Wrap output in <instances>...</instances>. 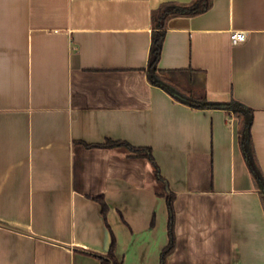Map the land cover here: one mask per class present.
<instances>
[{
  "label": "crops",
  "instance_id": "0c3cea01",
  "mask_svg": "<svg viewBox=\"0 0 264 264\" xmlns=\"http://www.w3.org/2000/svg\"><path fill=\"white\" fill-rule=\"evenodd\" d=\"M192 1L0 0V264H100L111 247L121 264H264L238 119L147 80L151 12ZM157 67L252 108L264 174V0L170 19ZM116 141L150 148L162 180Z\"/></svg>",
  "mask_w": 264,
  "mask_h": 264
},
{
  "label": "trees",
  "instance_id": "16d2710c",
  "mask_svg": "<svg viewBox=\"0 0 264 264\" xmlns=\"http://www.w3.org/2000/svg\"><path fill=\"white\" fill-rule=\"evenodd\" d=\"M213 0H193L191 4L181 6L173 3H164L157 9L151 12V43L149 48V55L147 61V80L154 86L160 87L168 92L176 100L197 108H222L232 113L238 119V142L240 151L249 170L255 188L258 190L261 202L264 208V174L258 163L254 146L251 139V122L253 109L242 104L241 102L231 99L229 102L218 103L209 102L206 100L204 93H194L193 90L187 94L181 93L174 89L173 80L178 72L183 71H168L157 67L160 57L164 31L167 22L175 17L186 16L192 17L207 11ZM105 145H120L124 146L131 152L132 156L144 158L152 167L155 178L162 180L158 166L152 156L150 148L133 147L125 142H106ZM165 195L167 207L169 211V243L161 252V261H164L167 253L171 251L174 244L173 234V199L174 195L169 191L167 184L165 185ZM112 247L106 255H95L99 258L100 264H121L120 261L113 255ZM91 254V253H89Z\"/></svg>",
  "mask_w": 264,
  "mask_h": 264
},
{
  "label": "rangeland",
  "instance_id": "374dc122",
  "mask_svg": "<svg viewBox=\"0 0 264 264\" xmlns=\"http://www.w3.org/2000/svg\"><path fill=\"white\" fill-rule=\"evenodd\" d=\"M173 81H174L173 84L175 85L173 86L174 89L184 94H187L190 91V89L193 90L194 93L196 92L197 94L199 93V90H201V87L198 84L194 85L195 86L194 89L190 88L192 84L189 83V77L187 75L176 77Z\"/></svg>",
  "mask_w": 264,
  "mask_h": 264
},
{
  "label": "built area",
  "instance_id": "2783aa9c",
  "mask_svg": "<svg viewBox=\"0 0 264 264\" xmlns=\"http://www.w3.org/2000/svg\"><path fill=\"white\" fill-rule=\"evenodd\" d=\"M246 34L242 31H234L230 34V40L233 44L240 43L245 40Z\"/></svg>",
  "mask_w": 264,
  "mask_h": 264
}]
</instances>
